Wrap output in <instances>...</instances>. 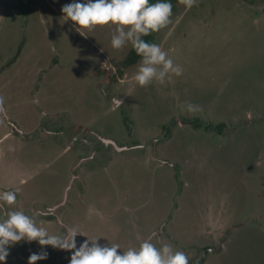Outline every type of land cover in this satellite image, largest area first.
<instances>
[{
	"label": "rangeland",
	"instance_id": "obj_1",
	"mask_svg": "<svg viewBox=\"0 0 264 264\" xmlns=\"http://www.w3.org/2000/svg\"><path fill=\"white\" fill-rule=\"evenodd\" d=\"M26 2L0 0V185L18 190L17 204L5 209L25 212L49 234L70 224L80 231L77 246L99 237L101 244H119V252L150 240L183 251L188 264H264V116L230 135L172 125L165 151L178 167L147 150L112 151L103 163L85 165L91 167L80 195L69 191L79 171L77 149L65 150L44 131L57 124L47 113H63L121 142L127 138L122 118L90 76L102 65L120 78L114 103L123 98L132 105L142 141L194 109L221 121L244 111L264 115V0L174 2L170 23L154 32L153 43L182 74L145 86L135 80L141 58L121 66L132 46H111L115 25L77 30L61 11L71 0ZM8 118L42 140L23 139ZM66 193L69 211L59 222L42 203L65 200ZM41 247L48 257L35 264H69L71 250L26 240L9 247L3 264H28Z\"/></svg>",
	"mask_w": 264,
	"mask_h": 264
},
{
	"label": "clouds",
	"instance_id": "obj_2",
	"mask_svg": "<svg viewBox=\"0 0 264 264\" xmlns=\"http://www.w3.org/2000/svg\"><path fill=\"white\" fill-rule=\"evenodd\" d=\"M182 2L186 7H191L193 0ZM61 11L65 20L70 19L78 26L77 30L96 25H115L111 46L120 49L130 44L141 58L135 73V80L140 86L148 85L153 80L163 83L172 74H182V68L173 63L166 51L158 44L143 39L170 23L171 0H155L154 3L150 0H71L62 6ZM188 107L192 108L191 105ZM17 192L0 191V264L6 260L9 247L21 240L71 250L69 264H188L189 258L183 251H174L168 244L157 247L150 240L142 241L138 248L129 247L119 252V244H101L99 237L87 238L77 246L75 238L80 233L75 228L49 234L25 212L5 209V205L16 203ZM47 257L48 251L41 247L39 252L29 255L28 264H35Z\"/></svg>",
	"mask_w": 264,
	"mask_h": 264
},
{
	"label": "flooded vegetation",
	"instance_id": "obj_3",
	"mask_svg": "<svg viewBox=\"0 0 264 264\" xmlns=\"http://www.w3.org/2000/svg\"><path fill=\"white\" fill-rule=\"evenodd\" d=\"M27 4L25 0V5ZM153 43V42H152ZM90 76L94 78L97 82L99 89L103 91V95L105 99H108L110 102L111 108L118 112L120 117L122 118V123L124 128L128 131L127 138L121 142L119 139H115L113 136H106L102 134L97 128L78 124L74 121H70L67 116L63 113H47L46 117L50 118L51 122L54 121L57 124H53V129H46L48 135H50V141L54 142H63L64 149L69 151L73 148L77 149L79 158L78 162L76 163L77 168L79 171L73 173V181L70 186V190H75L77 194H82L84 189V180L83 174L91 167L88 166L92 161L96 163H103L104 161L108 160L110 153L112 151H123L127 149H133L140 153L144 151L151 152L154 157L162 163L168 162L170 165H175L173 162H170L169 157L165 151V143L172 137V133H169V127L171 130L173 129L172 125H174L175 129L178 127H188L192 130L201 131L203 133L211 132L212 130L215 131L214 133H223L224 135H230L236 127L248 123L251 124L253 121H258L262 119L264 116L262 111L256 115L249 114L248 112L244 111L241 114L235 115L233 118L226 119V120H218L214 116L205 115L198 110L192 112H181L176 117H173L172 120L169 121V126L166 129L167 131H163L164 134H158L156 137L151 138L147 141H142L138 138L136 134L135 127H134V120H133V107L132 105L126 101L125 99L121 98L119 102L114 103V91L117 89L118 85L115 83L120 79L116 72H113L109 69L108 66L102 65L101 69L98 71L89 72ZM62 116H66L65 119L61 120ZM9 123L11 124L14 131L20 135L23 139L27 138H36L37 140H42L40 137L41 134L38 132L33 133H22L18 126L8 118ZM13 131V132H14ZM25 134V135H24ZM75 138H78L76 142H73ZM88 163L87 166H85ZM106 164V163H105ZM180 169V168H179ZM12 187L9 185L4 184V187H0L1 191L5 190H12ZM65 200L61 199L58 202L50 205H44L43 210H50L54 218H56L59 222L62 219L64 213L69 209L67 202V196L70 193H66ZM70 200V199H69ZM63 202L65 204H63ZM70 203V202H69ZM17 204V201L15 205ZM58 211L57 214L53 213L52 211ZM44 214V212H41ZM51 216V215H50ZM61 223V227H63ZM65 224L66 230L68 226ZM226 232V231H225ZM225 235V234H224ZM227 236V235H226ZM226 238V237H225ZM225 240V239H224ZM220 240V249L221 244L224 242ZM216 249H218L216 247ZM215 248L209 249V251H215ZM201 255H203L204 250H201Z\"/></svg>",
	"mask_w": 264,
	"mask_h": 264
},
{
	"label": "trees",
	"instance_id": "obj_4",
	"mask_svg": "<svg viewBox=\"0 0 264 264\" xmlns=\"http://www.w3.org/2000/svg\"><path fill=\"white\" fill-rule=\"evenodd\" d=\"M176 1H177V0H171L172 5H173V3L176 2ZM150 2L154 3L155 0H150ZM153 34H154V32L150 33V34L147 35V36H144L143 39H145L146 41L152 43V42H153V38H154V37H153V36H154ZM22 43H23V42H22ZM22 43L19 45L17 53L19 52V49H20V47L22 46ZM139 58H140V57L136 54L135 50L131 47V48L129 49V51L127 52V54L122 58V60H121V66H123V67L130 66V65L136 63V62L139 60ZM232 227H233V226L229 227V228L226 230L225 235H224L223 238L221 239V242L225 239V237H226L228 231H229ZM217 248L220 249V245H219Z\"/></svg>",
	"mask_w": 264,
	"mask_h": 264
},
{
	"label": "crops",
	"instance_id": "obj_5",
	"mask_svg": "<svg viewBox=\"0 0 264 264\" xmlns=\"http://www.w3.org/2000/svg\"><path fill=\"white\" fill-rule=\"evenodd\" d=\"M248 113H249V111H248ZM249 114H250V113H249ZM1 186H4V185H0V187H1ZM46 205H50V204H46ZM68 211H69V209L67 210V212H68ZM69 226H70V227H68V229L73 228L70 224H69ZM78 232H80V231H78Z\"/></svg>",
	"mask_w": 264,
	"mask_h": 264
}]
</instances>
